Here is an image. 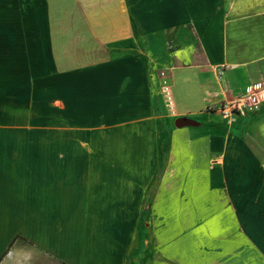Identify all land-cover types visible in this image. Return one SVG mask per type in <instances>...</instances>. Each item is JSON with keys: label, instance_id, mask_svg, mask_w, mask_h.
I'll list each match as a JSON object with an SVG mask.
<instances>
[{"label": "crops", "instance_id": "0c3cea01", "mask_svg": "<svg viewBox=\"0 0 264 264\" xmlns=\"http://www.w3.org/2000/svg\"><path fill=\"white\" fill-rule=\"evenodd\" d=\"M256 86L264 0H0V264H264Z\"/></svg>", "mask_w": 264, "mask_h": 264}, {"label": "built area", "instance_id": "2783aa9c", "mask_svg": "<svg viewBox=\"0 0 264 264\" xmlns=\"http://www.w3.org/2000/svg\"><path fill=\"white\" fill-rule=\"evenodd\" d=\"M222 74V69L219 70ZM167 82L165 81V85ZM260 88V86H259ZM258 86L248 90V96L240 101L225 104L220 107L222 116L230 123H234L237 117L244 115L247 111H254L260 108L261 102L264 101V92L258 93ZM166 94L170 97L169 87H166ZM170 99V98H169Z\"/></svg>", "mask_w": 264, "mask_h": 264}, {"label": "water", "instance_id": "95a60500", "mask_svg": "<svg viewBox=\"0 0 264 264\" xmlns=\"http://www.w3.org/2000/svg\"><path fill=\"white\" fill-rule=\"evenodd\" d=\"M187 125H188V120H187V119H184V118L179 119V120H177V122H176V127H178V128H184V127H186Z\"/></svg>", "mask_w": 264, "mask_h": 264}]
</instances>
